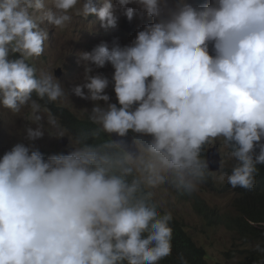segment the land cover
Masks as SVG:
<instances>
[{
	"label": "clouds",
	"instance_id": "clouds-1",
	"mask_svg": "<svg viewBox=\"0 0 264 264\" xmlns=\"http://www.w3.org/2000/svg\"><path fill=\"white\" fill-rule=\"evenodd\" d=\"M116 3H137L156 22L131 45L101 42L80 53L84 83L72 93L108 102V78L91 73L110 63L119 107L95 103L89 119L120 137L129 130L151 135L147 149L161 169L127 183L132 169L113 174L108 157L93 146L45 159L38 148L15 144L0 158V264H159L172 253V216L158 214L151 192L137 195L141 183L154 188L166 180L162 171L176 170L194 190L207 166L201 149L216 138L237 161L228 184L255 186L257 165L264 164V0ZM73 12L96 15L104 28L118 21L112 0L99 7L94 0H52V9L45 0H0V106L14 116L30 110L25 118L36 127L27 128L29 141L43 137L45 115L50 135L66 134L38 101L63 103L68 93L52 72L37 75L29 61L44 52L48 31L41 24L63 29ZM124 15L131 21L135 9ZM11 53L19 58L9 59Z\"/></svg>",
	"mask_w": 264,
	"mask_h": 264
},
{
	"label": "rangeland",
	"instance_id": "rangeland-1",
	"mask_svg": "<svg viewBox=\"0 0 264 264\" xmlns=\"http://www.w3.org/2000/svg\"><path fill=\"white\" fill-rule=\"evenodd\" d=\"M94 2L97 7L103 4V0H94ZM112 2L115 7V14L118 17L117 24L112 27H101V21L96 15H89L87 18H84L75 15L74 12L72 13V22L63 29L54 28L46 22L42 23L41 27L48 31V39L44 42V52L39 58H33L29 61L36 68L38 75L41 71L53 73L68 93V97L63 103L56 102V104L68 108L80 118H89L91 109L95 103H99L105 108H107L108 103H116L119 107L114 91V68L110 63H106L102 68H95L93 66V72L91 73V75L99 74L108 78L109 85L105 89L106 94L110 97L108 102H93L79 98L72 93L74 86L84 83V64L80 60V53L91 51L101 42H106L109 48L112 47L114 41H117L121 46L131 45L139 31L144 30L146 25L156 22V18L147 15L137 3L121 7L116 3V0H112ZM189 2L199 6L205 3L210 4L212 0H189ZM175 3L176 0H167L168 7H174ZM45 5L46 9H52V0H45ZM125 8L135 9V15L132 20L135 23L136 30L132 33H127L121 28L123 20L126 19L124 15ZM209 54L214 55L211 44L209 45ZM18 57L19 53H11L9 59ZM58 70L61 73L59 77L56 76ZM29 111V109H24L21 115L14 116L9 110L0 106V158L17 143H23L26 146L32 145L34 148H38L45 159L53 154H64L65 148L72 147L75 149L78 147L67 131L62 137L50 135L46 115L41 121L45 129L43 137L35 141H29L26 138V130L28 127H36L34 123L25 118ZM135 133L129 130L126 135H136L139 156L137 158L129 156L128 161L133 166L138 178L141 181H145L154 172L160 171L161 166L157 156L150 153L147 149V145L153 137L145 134V138L143 139L139 133ZM64 137H69L70 141L66 147L60 144V140ZM214 144H217L216 146L222 154L224 167V162L226 161L227 163L232 158L229 146L220 137L210 140L206 148ZM228 166H230V161L228 162ZM161 174L166 176L164 183L154 188L148 187L144 183L146 188L152 193L153 200L159 204L164 212L170 213L172 217L180 220L185 230L197 244L205 248L208 264H240L247 244L234 231L225 227V225L221 223L210 224L202 214L198 213L195 207V199H197L200 202L204 201V203L211 207L212 211H228L233 197L229 188L226 187L228 190L223 189L226 183H228V174L224 173L223 170L213 173L214 182H212L211 186L196 179V187L191 191L181 183V174L178 171H162Z\"/></svg>",
	"mask_w": 264,
	"mask_h": 264
},
{
	"label": "trees",
	"instance_id": "trees-1",
	"mask_svg": "<svg viewBox=\"0 0 264 264\" xmlns=\"http://www.w3.org/2000/svg\"><path fill=\"white\" fill-rule=\"evenodd\" d=\"M29 63L32 64L31 62ZM33 98L38 99L35 95ZM38 102L50 110L78 147L87 144L96 148L101 154L106 155L108 157L106 166L110 167L113 174L120 175L124 167H129L132 172L125 177L126 182L132 183L133 180H140L133 166L128 161V154L112 141L110 133L105 132L88 117L80 118L66 107L54 102L49 103L46 100H39ZM132 135L134 136V134ZM78 140L80 143H77ZM261 143H264V138H262ZM206 145L207 143L202 147L200 153V159L205 165L208 148H206ZM229 149L232 152L230 146ZM258 152L259 147L257 146L254 149V153L258 154ZM229 161L230 166H228ZM229 161L227 163L226 161L224 162V167L223 162H221L220 169L228 175L231 174L233 167L237 164L234 157ZM257 169L256 183L251 190H245L240 187L232 188L226 183L223 189L228 190L227 188H229L233 195L228 211H212L211 207L204 201L200 202V200L195 199V207L198 213L202 214L210 224L221 223L225 225L247 244L240 264H264V164H258ZM201 171L202 175L197 179L211 186L212 182H214V174L207 169V166L202 168ZM147 192L149 190L144 183H141V191L137 195L140 196ZM149 203L156 207L159 215L166 214L159 204L153 200L152 196ZM169 226L172 228V253L159 261V264H183V261H186L187 264H208L205 248L197 244L185 230L180 220L172 217ZM257 245L259 248H257ZM181 257L183 260H181Z\"/></svg>",
	"mask_w": 264,
	"mask_h": 264
},
{
	"label": "water",
	"instance_id": "water-1",
	"mask_svg": "<svg viewBox=\"0 0 264 264\" xmlns=\"http://www.w3.org/2000/svg\"><path fill=\"white\" fill-rule=\"evenodd\" d=\"M122 28L128 33H132L133 31L136 30L135 23L132 20L129 21L128 19L123 21ZM58 72L56 73L57 77L61 75L59 70ZM111 138L121 149H123L125 152H127L134 158H137L139 156V150L132 136L125 135L124 137H120L116 133H112ZM69 142H70L69 137L68 138L64 137L63 139L60 140V143L65 146L68 145ZM73 150L74 149L72 147L67 148L66 153L68 154ZM221 162H222V157L217 146H210L207 150V155H206V165L208 170L212 173L218 172L221 169Z\"/></svg>",
	"mask_w": 264,
	"mask_h": 264
},
{
	"label": "bare ground",
	"instance_id": "bare-ground-1",
	"mask_svg": "<svg viewBox=\"0 0 264 264\" xmlns=\"http://www.w3.org/2000/svg\"><path fill=\"white\" fill-rule=\"evenodd\" d=\"M111 134H112V133H110V136H111ZM135 134H136V133H135ZM129 135L132 136V137L134 138L135 143H136V141H137V140H136V135H134L135 137H134L132 134H129ZM140 135L143 137V139L145 138V134H140ZM127 136H128V135H127ZM111 139H112V138H111ZM112 141H113V140H112ZM113 142H114V141H113ZM114 143H115V142H114ZM60 144H61V143H60ZM115 144H116V143H115ZM116 145H117V144H116ZM62 146H65V145H62ZM66 146H67V145H66ZM66 146H65V147H66ZM136 146H137V145H136ZM137 148H138V147H137ZM122 150H123V149H122ZM138 150H139V148H138ZM205 150H206V149H205ZM64 153L67 154V153H66V148L64 149ZM126 153H127V152H126ZM127 154H128V153H127ZM128 156L134 158V157L131 156L130 154H128Z\"/></svg>",
	"mask_w": 264,
	"mask_h": 264
}]
</instances>
